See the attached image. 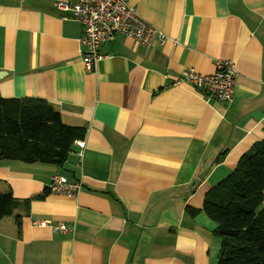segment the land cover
<instances>
[{
  "label": "crops",
  "instance_id": "0c3cea01",
  "mask_svg": "<svg viewBox=\"0 0 264 264\" xmlns=\"http://www.w3.org/2000/svg\"><path fill=\"white\" fill-rule=\"evenodd\" d=\"M129 2L169 39L118 33L89 71L83 26L57 0H0V94L45 99L86 130L61 166L0 160V190L30 199L1 220L0 264H217L215 222L189 209L264 139V0ZM220 57L237 69L231 102L176 82ZM54 174L81 191L35 198Z\"/></svg>",
  "mask_w": 264,
  "mask_h": 264
},
{
  "label": "trees",
  "instance_id": "16d2710c",
  "mask_svg": "<svg viewBox=\"0 0 264 264\" xmlns=\"http://www.w3.org/2000/svg\"><path fill=\"white\" fill-rule=\"evenodd\" d=\"M85 135V128L65 123L45 99L0 94V160L61 166ZM49 193L47 188L35 198ZM29 201L16 198L11 189L0 190V224ZM189 210L203 211L215 222V234L221 238L217 264H264V139L206 192L202 208ZM21 219L16 215L19 225Z\"/></svg>",
  "mask_w": 264,
  "mask_h": 264
},
{
  "label": "built area",
  "instance_id": "2783aa9c",
  "mask_svg": "<svg viewBox=\"0 0 264 264\" xmlns=\"http://www.w3.org/2000/svg\"><path fill=\"white\" fill-rule=\"evenodd\" d=\"M57 6L65 14L75 17L83 26L84 34L81 38V57L86 69L93 71L104 58L100 52L101 46L107 40L113 39L121 33L134 38L138 42L149 46L152 39L158 35L164 43L167 35L158 30L150 22L142 18L129 0H57ZM216 71L212 74H201L195 68H185L177 77V83H189L207 96L217 97L231 102L235 95V76L237 69L230 58H216ZM81 148L84 142L76 141ZM81 180H69L62 174H54L48 185L51 193L75 196L81 191ZM48 220L39 222L41 226L48 224ZM54 229L63 232L72 231L64 222L52 225Z\"/></svg>",
  "mask_w": 264,
  "mask_h": 264
},
{
  "label": "rangeland",
  "instance_id": "374dc122",
  "mask_svg": "<svg viewBox=\"0 0 264 264\" xmlns=\"http://www.w3.org/2000/svg\"><path fill=\"white\" fill-rule=\"evenodd\" d=\"M5 218H9V217H5ZM13 218H9V219H7V220H12Z\"/></svg>",
  "mask_w": 264,
  "mask_h": 264
}]
</instances>
